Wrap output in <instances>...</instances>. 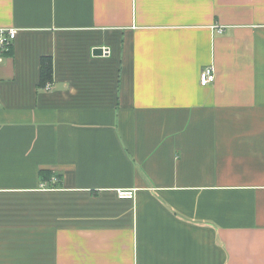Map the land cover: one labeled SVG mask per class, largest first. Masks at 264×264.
<instances>
[{
	"label": "crops",
	"instance_id": "crops-1",
	"mask_svg": "<svg viewBox=\"0 0 264 264\" xmlns=\"http://www.w3.org/2000/svg\"><path fill=\"white\" fill-rule=\"evenodd\" d=\"M0 26V264H264V0H0Z\"/></svg>",
	"mask_w": 264,
	"mask_h": 264
},
{
	"label": "built area",
	"instance_id": "built-area-1",
	"mask_svg": "<svg viewBox=\"0 0 264 264\" xmlns=\"http://www.w3.org/2000/svg\"><path fill=\"white\" fill-rule=\"evenodd\" d=\"M219 31H222L219 29ZM18 30L13 27L0 26V63L3 61L5 55L12 49L15 39L17 37ZM215 80V67L213 64L205 67L201 72V83L207 85ZM49 89L50 86H47ZM2 102L0 100V108ZM119 196L122 198H131L133 196L132 191L122 190L119 192Z\"/></svg>",
	"mask_w": 264,
	"mask_h": 264
},
{
	"label": "trees",
	"instance_id": "trees-1",
	"mask_svg": "<svg viewBox=\"0 0 264 264\" xmlns=\"http://www.w3.org/2000/svg\"><path fill=\"white\" fill-rule=\"evenodd\" d=\"M53 78V61L52 58H45L42 64L41 84L45 85Z\"/></svg>",
	"mask_w": 264,
	"mask_h": 264
},
{
	"label": "water",
	"instance_id": "water-1",
	"mask_svg": "<svg viewBox=\"0 0 264 264\" xmlns=\"http://www.w3.org/2000/svg\"><path fill=\"white\" fill-rule=\"evenodd\" d=\"M94 53H96V54L102 53V48H96V50L94 51Z\"/></svg>",
	"mask_w": 264,
	"mask_h": 264
}]
</instances>
